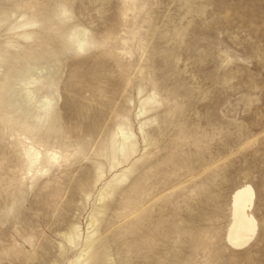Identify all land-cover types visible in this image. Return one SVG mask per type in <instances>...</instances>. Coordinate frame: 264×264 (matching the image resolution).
<instances>
[{
	"label": "rangeland",
	"instance_id": "374dc122",
	"mask_svg": "<svg viewBox=\"0 0 264 264\" xmlns=\"http://www.w3.org/2000/svg\"><path fill=\"white\" fill-rule=\"evenodd\" d=\"M0 12L12 118L0 264H98L96 250L106 264H264V0H0ZM22 124L57 164L25 169ZM118 127L133 152L113 160ZM245 184L256 228L233 248Z\"/></svg>",
	"mask_w": 264,
	"mask_h": 264
},
{
	"label": "bare ground",
	"instance_id": "6f19581e",
	"mask_svg": "<svg viewBox=\"0 0 264 264\" xmlns=\"http://www.w3.org/2000/svg\"><path fill=\"white\" fill-rule=\"evenodd\" d=\"M2 16H3V13L0 12V21H2ZM67 39H68L69 43H72V44L74 43L75 47L79 50L83 49L85 46L92 43L89 40H88V42H86L87 40L85 41L84 39H80V37L75 39L71 35ZM4 60H5V57H4L3 53L0 51V67H1V64L4 63ZM18 64H19V62H18ZM5 75L6 74L0 75V109L6 108V104L3 101V96L7 92V88H8L9 84H7V82H6L7 77ZM48 103H49V101H47V100L44 103L47 105L45 112H47L48 108H50ZM16 110L17 109H15V111ZM6 113L5 114L3 113L2 115H0V120L4 123L8 124V125H11V123H12L11 119L12 118H10V116H8V114H6ZM44 115H45V113H44ZM44 115L43 114L42 115H32V117L35 120L39 121L41 118L45 117ZM42 116H44V117H42ZM46 118L47 117H45V119ZM12 127L13 126H11V129H14ZM16 130H18L17 132H19V134L21 136L25 135L26 136L25 139H28L30 137L32 139L29 143H27V145L24 146V149H23L24 150V156H25V161H24L25 169L30 171L35 166H38V165H40L41 168H48L49 166H52L54 163L57 164L56 162H57L58 158L60 157L61 153L59 154V152H55L53 150H51V151L46 150L44 152H43V150H42V152L40 150H38L37 147L41 146L43 141L39 138H36L32 134V131L35 130V126H33V125L27 126V124H22V125H20V127H18V129L16 128ZM117 131H118V134L120 135V138L122 139V142L118 146H114V140L110 141V144H111L110 148L112 150L111 155H112L113 160H114V155L117 151L124 153V155L127 153L133 152V145L130 142L126 143V141H128L129 137H130L128 135V133L125 132L122 127H118ZM117 144H118V141H117L116 145ZM253 196H254L253 189L248 184H245V185L239 187L238 189L234 190V192H233L232 200H231V223L227 229L226 236H225L226 242L228 244H230V246L233 248H240V247L244 246V244H247L249 239L253 236V233L255 231L256 221H255V218L252 215V213L249 212L251 204H252ZM92 222H93V219H91L89 223H92ZM92 225H93V223H92ZM77 237H78V233L76 231V228L70 229V231L65 235V239L71 244L74 243V240ZM90 243H91V240L86 241V244H85L86 247H88L90 245ZM101 253H102L101 251L99 253L97 250L91 251V252L88 251L87 256H86V260H88V261L99 260L98 264H106L101 260V256H102ZM81 255L82 254H80L78 256V258H80Z\"/></svg>",
	"mask_w": 264,
	"mask_h": 264
}]
</instances>
